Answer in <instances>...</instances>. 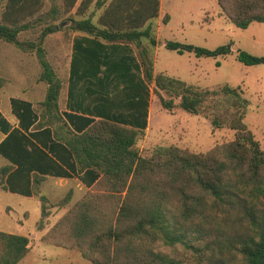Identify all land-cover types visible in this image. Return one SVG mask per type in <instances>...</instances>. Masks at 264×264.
Wrapping results in <instances>:
<instances>
[{
    "label": "trees",
    "instance_id": "1",
    "mask_svg": "<svg viewBox=\"0 0 264 264\" xmlns=\"http://www.w3.org/2000/svg\"><path fill=\"white\" fill-rule=\"evenodd\" d=\"M77 1L62 0L63 13L68 15L62 38L67 47L65 51L63 46L57 49L52 60L55 63L47 60L46 39L61 31L58 25H46L37 41H20L18 35L28 28L26 25L0 22V40L35 54L40 67L37 81L45 85L35 106L28 102L12 105L17 127L11 128L0 116V131L6 134L0 141V156L8 162L0 168V184L10 193L30 197L47 176L71 178L49 154L64 152L72 159L71 167L83 174L80 180L85 186L107 185L108 190L99 194L111 203L112 213L93 217L88 211L91 204L83 201L76 207V217L66 219L71 227L69 235L55 236V241L48 243L76 247L91 264H177L155 250L157 243L190 248L185 234L174 227L177 220L189 221L208 201L226 203L236 193L254 200L264 197V150L244 123L249 102L239 88L229 85L202 89L164 73L154 74L153 62L147 49H141L140 40L146 38L155 45L150 27L141 28L158 15L159 0H80L72 12ZM5 2L3 20L6 12H23L30 7L36 10L39 5L38 0ZM106 3L98 21L100 27L92 24L90 17L83 19L91 4L99 9ZM217 4L237 28L264 23V0H217ZM34 14L31 10L30 16ZM73 32L133 44L144 79L153 84L154 95L164 110L172 112L178 107L192 115H203L212 130L234 131L233 140L206 152L169 145L142 156L136 145L145 136L143 131L63 113L68 41ZM163 46L178 54L193 53L197 58L226 56L232 51L231 44L214 50L175 41H166ZM236 59L246 66L264 64V57L242 50L236 52ZM40 198L39 226L46 217V198ZM69 199L70 195L64 202ZM250 224L251 234L233 247L239 256L233 264H264V221ZM28 245L26 236L0 231V264L19 263Z\"/></svg>",
    "mask_w": 264,
    "mask_h": 264
},
{
    "label": "rangeland",
    "instance_id": "2",
    "mask_svg": "<svg viewBox=\"0 0 264 264\" xmlns=\"http://www.w3.org/2000/svg\"><path fill=\"white\" fill-rule=\"evenodd\" d=\"M5 1L0 0V22H20L28 27L19 33L20 41H37L46 25H58L61 31L67 29L65 18L68 15L63 13L62 0H38L36 10L30 7L23 12H6L3 20ZM107 3L99 8L102 12ZM76 8L77 4L72 12ZM99 9L91 4L84 17L90 11ZM31 10L35 11L32 17ZM161 13L162 23H169L158 34L160 44L175 41L208 50L231 44L232 51L226 56L201 58L193 53L178 54L159 45L157 69L165 68L169 74L190 80L195 87L202 89H218L223 85L239 88L249 102L244 123L264 150V64L246 66L236 59L238 50L264 57V23L254 22L245 29L237 28L222 14L217 0H162ZM61 31L46 39L49 61L54 60L61 46L66 50L67 44L63 42L64 33ZM39 73L40 67L34 53L22 52L15 45L0 40V113L10 123H16L10 111L13 107L11 105L29 101L35 103L43 95V86L37 81ZM154 98L156 105L152 135L156 134L159 126L173 128L180 122L188 136L186 140L177 143L188 151L206 152L216 145L233 140L234 131L228 128L212 130L209 120L203 115H192L183 110L175 116L164 114L157 96L154 95ZM161 139L157 141L153 137L146 139L144 136L136 147L142 156H150L156 147L169 146V142H174L170 138ZM7 165L8 162L0 156V168ZM107 190V185L86 189L75 179L59 181L45 178L37 188V193L26 198L8 193L0 184V231L23 235L29 239L28 252L17 264H91L76 247L66 248L48 242L55 241V236L69 235L71 227L66 219L72 221L76 217V207L83 201L91 204L88 210L91 216L96 217L100 213L110 215L111 203L99 194ZM68 195L70 199L65 203L64 199ZM41 196L46 198V217L39 226ZM199 211L191 220H177L174 226L179 229L178 233L181 230L185 234L190 248L179 244L167 247L157 243L155 250L177 264H233L239 261L233 247L251 234L250 221L256 224L264 221V197L254 200L246 194L236 193L226 203L210 200Z\"/></svg>",
    "mask_w": 264,
    "mask_h": 264
},
{
    "label": "crops",
    "instance_id": "3",
    "mask_svg": "<svg viewBox=\"0 0 264 264\" xmlns=\"http://www.w3.org/2000/svg\"><path fill=\"white\" fill-rule=\"evenodd\" d=\"M79 2L80 0L77 1V5ZM161 4L162 0H159L158 15L148 20L141 28V30H144L146 27H150V33L155 41V45H151L148 39L141 38V49H147L148 56L154 65V74L164 73L180 79L187 84L194 85L190 80L169 74L165 68L161 70L157 69V48L159 45L163 46L165 43H159L158 34L169 23L163 24L161 21ZM101 14L102 11L100 9L92 10L83 19L90 17L92 24L99 26L98 21ZM154 19L156 20L155 23L153 22ZM169 20H171L170 17ZM61 32L64 33L63 30ZM66 66V82L61 108L63 113L93 121L105 120L127 128L143 131L146 139L153 137L159 141L161 138H163L161 140L170 138L174 141L169 142L171 145L183 146L177 142L186 140L188 132L180 122H177V126L173 128L163 125L159 126L156 134L152 135L154 106L156 105L154 86L145 81L137 48L133 44L107 42L81 32H73L68 41ZM40 84L43 86V91H45V85ZM40 99H42V96ZM29 103L31 105L35 104L33 101H29ZM161 109L164 114H171L173 116L181 114V109L178 108L172 112H167L162 107ZM10 111L16 119V123H10L1 113L0 116L11 125V128L17 127L18 120L12 108ZM0 134L2 135V139L6 135L1 131ZM49 154L61 163L70 173L71 178L52 176L45 178L58 179L59 181L75 179L86 189L92 186H85L83 184L80 180L83 174H78L71 167L73 164L72 159L66 153L56 152L53 155L49 152Z\"/></svg>",
    "mask_w": 264,
    "mask_h": 264
}]
</instances>
